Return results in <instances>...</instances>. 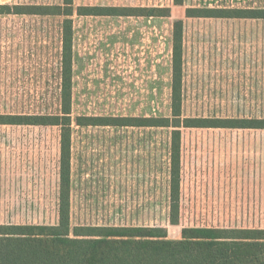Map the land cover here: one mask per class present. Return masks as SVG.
Listing matches in <instances>:
<instances>
[{
    "label": "rangeland",
    "instance_id": "1",
    "mask_svg": "<svg viewBox=\"0 0 264 264\" xmlns=\"http://www.w3.org/2000/svg\"><path fill=\"white\" fill-rule=\"evenodd\" d=\"M82 6L153 15H78ZM189 7L264 8V0H74L72 227L160 228L168 239H180L187 227L264 229V128H179L178 220L172 223L173 128L76 122L78 116H171L178 19L183 117L264 118V19L187 17ZM63 19L0 14V115L60 111ZM59 140L55 125L0 123V224L58 222Z\"/></svg>",
    "mask_w": 264,
    "mask_h": 264
},
{
    "label": "trees",
    "instance_id": "2",
    "mask_svg": "<svg viewBox=\"0 0 264 264\" xmlns=\"http://www.w3.org/2000/svg\"><path fill=\"white\" fill-rule=\"evenodd\" d=\"M177 5L182 0H174ZM74 0L59 5L0 4V14L61 15L60 111L56 114L0 115L1 124L55 125L59 140V209L56 224H0V264H264V229L187 227L180 239L160 228L92 226L70 223L72 18ZM107 6L78 7V15H153ZM163 12L164 9H160ZM157 15V14H156ZM159 16L168 15L158 13ZM187 17L264 19V8H186ZM182 19L172 32L170 117L78 116L82 125L172 127L170 219L178 220L180 127L264 128V118L183 117Z\"/></svg>",
    "mask_w": 264,
    "mask_h": 264
}]
</instances>
